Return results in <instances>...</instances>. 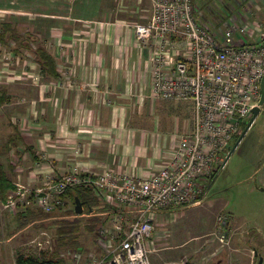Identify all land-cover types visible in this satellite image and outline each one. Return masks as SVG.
<instances>
[{
	"label": "crops",
	"instance_id": "1",
	"mask_svg": "<svg viewBox=\"0 0 264 264\" xmlns=\"http://www.w3.org/2000/svg\"><path fill=\"white\" fill-rule=\"evenodd\" d=\"M151 12L150 0H0V170L14 187L65 173L76 144L95 172L148 175L168 161L192 104L152 96L153 46L129 25Z\"/></svg>",
	"mask_w": 264,
	"mask_h": 264
},
{
	"label": "built area",
	"instance_id": "2",
	"mask_svg": "<svg viewBox=\"0 0 264 264\" xmlns=\"http://www.w3.org/2000/svg\"><path fill=\"white\" fill-rule=\"evenodd\" d=\"M150 1V18L129 25L138 43L153 46L152 96L192 104L187 126L171 132L168 161L148 175L109 165L95 172L82 165L76 144L75 160L65 173L47 172L34 189L16 182L7 198H0V233L5 211L34 207L48 213L64 203L67 188L90 187L107 210L96 211L98 246L73 252V264H152L151 253L170 236L168 229H158L159 220L175 219L184 207L203 203L259 103L264 23L252 11H239L240 4L239 10L229 6L237 11L234 22L217 25L200 20L196 0ZM219 223L227 229L225 219ZM226 232L219 235L222 242L229 238Z\"/></svg>",
	"mask_w": 264,
	"mask_h": 264
},
{
	"label": "rangeland",
	"instance_id": "3",
	"mask_svg": "<svg viewBox=\"0 0 264 264\" xmlns=\"http://www.w3.org/2000/svg\"><path fill=\"white\" fill-rule=\"evenodd\" d=\"M255 2L260 6L252 16L263 21L264 15L260 13L261 8L264 10L263 0H245L244 3L238 0H196L197 14L206 23L234 22L237 11H231L229 3L238 10L240 6L251 5L248 10L252 11ZM215 175L201 205H193L186 211V216L159 220L158 229H168L170 236L163 243L159 242L158 250L151 253L152 264H183L186 261L197 264L199 260L208 264H257L253 247L264 255V105L254 124ZM16 182L30 189L37 187L29 182ZM31 208L18 220L16 214L5 211V224L0 233V264H18V254L53 259L56 264H73L76 246H82L83 250L98 246L95 239L99 223L92 229L86 226L92 225L89 219L94 214L88 213L87 207L82 214H76L71 196L48 213ZM96 210L102 211V208ZM222 219L228 224L225 230L219 223ZM67 221H75V230L68 232L70 234H67ZM61 227L66 232L64 236H59ZM223 232L229 235L224 242L219 238V235L224 236ZM190 237L195 239L188 241ZM198 240L203 243H196Z\"/></svg>",
	"mask_w": 264,
	"mask_h": 264
},
{
	"label": "trees",
	"instance_id": "4",
	"mask_svg": "<svg viewBox=\"0 0 264 264\" xmlns=\"http://www.w3.org/2000/svg\"><path fill=\"white\" fill-rule=\"evenodd\" d=\"M41 58L43 60L47 61V65L49 66V68L53 67L54 60H53L52 57H50L49 55L44 53V54H42ZM11 183L12 182H9L8 179L5 178V176L3 175V173L0 170V198L1 199H6L8 194L11 192V190H13L15 188L14 187V183H12L13 185ZM9 188H11L10 191H8ZM70 196H71V199L73 201V204H74V198L76 196H78L81 200H84L85 201V205L84 206L88 208L87 212L94 214V216H92V218L89 219L92 222V225L88 224L86 226H88V227H90V229H92L95 226V224L101 222V217L98 214L94 213V212L97 211L96 208H102V211H104V210L106 211L107 210V206L104 205V203L101 204L100 199L98 198V196L96 195L95 191H93L92 188L83 187V186L69 187L63 193L62 197H63V199H66V198H68ZM96 205H98V206L94 207ZM30 210H32V208L31 207H27L26 210L18 211L16 213V215L19 214L20 216L21 215L23 216L25 214L24 212L28 211L27 213H29ZM37 210H39V209H37ZM91 211H93V212H91ZM84 212H85V210H84ZM74 222L75 221H67V229H69V230H67V234H70L68 232L75 230ZM62 229H64V228L61 227L59 229V231H58L59 232V236H64L65 233H66ZM79 250H83V247L80 246V245L76 246V249L74 248L73 251H79ZM16 262L18 264H56V261H54L53 259H39V258L34 257L32 255L25 256L23 254H18V256L16 258ZM183 264H193V263H190L189 261H186Z\"/></svg>",
	"mask_w": 264,
	"mask_h": 264
},
{
	"label": "water",
	"instance_id": "5",
	"mask_svg": "<svg viewBox=\"0 0 264 264\" xmlns=\"http://www.w3.org/2000/svg\"><path fill=\"white\" fill-rule=\"evenodd\" d=\"M263 105H264V75L262 76V79H261V97H260L259 103H258V105H255L252 108L253 114L250 117L249 121L247 122L246 126L244 127L243 132L239 135V137L236 140V142L234 143V145H232L231 151H230L228 157L225 159L224 164L226 163V161L229 158V156L231 155V153L239 145L240 141L243 139V137L245 136V134L247 133L249 128L254 123V121L257 118L258 114L260 113ZM84 205H85L84 200H81L78 196H76L74 198V210L77 214H81L84 212V210H85ZM253 250H254L255 256L258 257L257 264H263L264 263V255L256 247H253Z\"/></svg>",
	"mask_w": 264,
	"mask_h": 264
},
{
	"label": "flooded vegetation",
	"instance_id": "6",
	"mask_svg": "<svg viewBox=\"0 0 264 264\" xmlns=\"http://www.w3.org/2000/svg\"><path fill=\"white\" fill-rule=\"evenodd\" d=\"M261 109H262V108H261ZM252 114H253V112H252ZM251 116H252V115H251ZM248 121H249V120H248ZM254 122H255V121H254ZM253 124H254V123H253ZM253 124H252V125H253Z\"/></svg>",
	"mask_w": 264,
	"mask_h": 264
}]
</instances>
